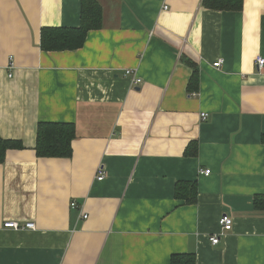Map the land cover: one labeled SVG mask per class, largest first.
<instances>
[{
  "label": "crops",
  "instance_id": "0c3cea01",
  "mask_svg": "<svg viewBox=\"0 0 264 264\" xmlns=\"http://www.w3.org/2000/svg\"><path fill=\"white\" fill-rule=\"evenodd\" d=\"M95 1L102 28L82 48L43 52L40 30L79 27L80 0H0V139L23 147L0 164V264H264V0ZM41 122L73 124L71 158L35 156Z\"/></svg>",
  "mask_w": 264,
  "mask_h": 264
},
{
  "label": "trees",
  "instance_id": "16d2710c",
  "mask_svg": "<svg viewBox=\"0 0 264 264\" xmlns=\"http://www.w3.org/2000/svg\"><path fill=\"white\" fill-rule=\"evenodd\" d=\"M205 9L221 12H240L243 0H202ZM102 28V10L95 0H80V23L77 28H42L40 30V50L43 52L75 51L83 47L87 33ZM190 67L192 74L187 83L189 94L198 89V71L192 62L184 60ZM75 138L73 124L41 122L37 125L34 152L37 158H66L72 156L71 143ZM264 146V135L261 136ZM7 150H23L16 141L0 139V164L5 160ZM197 145L190 143L184 151V156L195 157ZM196 184L178 182L175 185V198L183 199L185 203L196 201ZM256 209H264V197H257L254 201ZM169 264H196L194 254H173Z\"/></svg>",
  "mask_w": 264,
  "mask_h": 264
},
{
  "label": "built area",
  "instance_id": "2783aa9c",
  "mask_svg": "<svg viewBox=\"0 0 264 264\" xmlns=\"http://www.w3.org/2000/svg\"><path fill=\"white\" fill-rule=\"evenodd\" d=\"M11 60V59H9ZM256 67L257 69H261L262 66L264 65V59L261 58V57H257L256 58ZM221 65V60H218L216 61L215 63H213V67L215 68H218L220 67ZM12 68V64L10 63L9 64V69ZM10 77V75H9ZM124 77H127L131 83L133 85H136V84H139L141 81L136 77V74L133 70H126L124 71ZM192 96H195V94H191ZM200 117V120L201 121H205L208 117V115L206 113H201L199 115ZM210 174V170L208 169H204V170H199V175H204V176H208ZM97 181H101L103 180V171L101 169L98 170V173H97ZM69 207L71 209H76V204L75 202H71ZM82 219H86V216L83 215L82 216ZM218 225L220 227V229L223 231V232H229L231 231L232 229V219L227 216V215H222L219 220H218ZM3 228L5 229H11V230H14V231H20V230H35V225L33 223H25L24 225H19L18 223L16 222H5L3 223ZM210 243L212 246H215L218 244V237L215 235V236H212L210 239H209Z\"/></svg>",
  "mask_w": 264,
  "mask_h": 264
}]
</instances>
